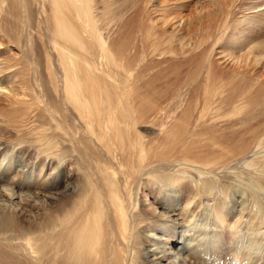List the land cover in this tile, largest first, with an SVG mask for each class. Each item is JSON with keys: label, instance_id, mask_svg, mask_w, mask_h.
Instances as JSON below:
<instances>
[{"label": "bare ground", "instance_id": "bare-ground-1", "mask_svg": "<svg viewBox=\"0 0 264 264\" xmlns=\"http://www.w3.org/2000/svg\"><path fill=\"white\" fill-rule=\"evenodd\" d=\"M47 1L53 22L51 45L62 72L58 88L64 100L71 104L78 124L86 129L83 134L79 129L69 131L70 143L83 146L81 150L76 148L73 156L78 162L80 190L71 198L69 210L62 219L42 222L40 229H29L19 226L18 219L10 215L16 216L13 201L34 204L32 189L56 188L61 181L58 177L60 170L71 161V157L59 153L57 144L40 139L38 152L47 159L40 163L39 170H43L37 172L32 165L17 170L13 164L16 159L12 162V158L6 167L0 166V195L7 198L0 200V247L4 248L6 257L14 259L15 263L21 255L26 263L40 264L39 255L50 251L57 264H136L140 256L150 264H215L220 255L230 260L227 253L240 254L243 251L244 254L251 246L259 245L264 240V231L260 227L264 213H261L262 203L257 201L259 197H255L253 190L263 192L259 182H264V118L260 119L264 114V101L263 107L260 105L253 114L224 119L228 112L238 110V102L222 106L220 96L236 86H260L264 83V0H203L214 8L196 16L199 26L203 20L207 21L203 31L199 26L197 30L204 32L201 35L207 40L220 33L212 46L219 49L218 55L227 56L236 68L230 72L229 80L221 82L220 90L213 91V86L201 87L205 98L201 105L196 104L192 122L181 119L179 130L161 145L163 150L152 148L151 143L145 144L131 136L137 119L133 113L127 114V106L131 88L135 85L121 78L131 76L134 70L129 71L128 64L111 54L99 20L93 13V0ZM180 7L175 6L174 9ZM189 23L180 22V30L182 27L187 30ZM171 31L176 32L173 27ZM149 37L148 33L143 37L144 45H160L156 39L148 44ZM137 90L135 86V92ZM173 95L176 107L179 96L176 92L170 96ZM214 96L220 98L214 102ZM160 97L162 94L158 100ZM137 102L141 110L137 118L141 116V122H145L153 116L150 121L154 122L156 113L162 110L160 103L152 104V101L144 99ZM217 102L216 107L214 104ZM224 108L227 113H222ZM44 110L49 111L50 108ZM167 121L157 122V132L161 136L167 135L169 130L171 134L172 125L167 127ZM225 124L230 131L221 133L216 139L200 136L206 133V126L221 129ZM242 124L245 129L239 130ZM63 128L56 125L57 131ZM183 131L193 133L189 143L197 136V142H209L215 148L212 157L205 160L192 152V157L188 158L190 153L183 149L185 145L177 147L185 140V135L182 140L177 136ZM82 137L98 140L106 151L107 160L96 159L89 154ZM249 139L253 145L249 144ZM209 148L206 144V157L211 155ZM4 155L3 160L7 156ZM9 171L14 172L4 176ZM244 174L249 175L254 184L251 190L243 186V182H247ZM148 186L160 187L162 197L174 196L173 199L167 198L164 205L168 207L164 211L168 215L165 220L168 228L161 231L164 224L158 225L159 236L156 237L151 229L147 230L148 225L141 230L135 203L139 188ZM236 195L240 197L238 202L234 199ZM227 202H233L234 207L235 203L238 204L235 215H230ZM202 216L211 218L206 230L204 224L199 223ZM254 223L259 226H253ZM248 224L252 226L247 227ZM251 235L254 241L246 240ZM142 239L144 241L139 246L138 241ZM14 241L18 243L14 244ZM219 241L221 244L216 247ZM171 244L175 245L174 249ZM238 256L243 258L244 255ZM251 258L253 262L254 257ZM226 262L223 263L229 264Z\"/></svg>", "mask_w": 264, "mask_h": 264}, {"label": "rangeland", "instance_id": "rangeland-1", "mask_svg": "<svg viewBox=\"0 0 264 264\" xmlns=\"http://www.w3.org/2000/svg\"><path fill=\"white\" fill-rule=\"evenodd\" d=\"M4 1V3L0 2V166L6 167L12 158V162L16 159L13 164H16L15 169L17 170H22L27 165L34 166L37 172L43 170L44 168L39 170L40 163L47 159L38 152L40 150L38 140L40 139H47L51 144H57L56 150L59 153L71 157V161L66 162L60 170L58 177L61 178V181L56 188L32 189L34 190L32 191L34 204L32 202L23 204L16 200L13 201L16 216L10 215L13 219H18V225L29 229H40L42 222L62 219V216L69 210L71 198L76 194L75 192L80 190L81 177L77 173L78 162L73 156L74 150L76 148L81 150L83 146L77 147L76 142L70 143L69 131L79 129L82 130L83 134L86 129L78 124L79 120L76 119L71 104L64 100L63 93L59 89L60 85L57 83L62 72L57 64L56 52L51 45L53 22L49 17L50 5L48 1ZM207 4L208 1L203 0H93V13L99 20L102 35L112 50L110 51L111 54L125 65L128 64L126 67L129 71L134 70L131 72V76L121 78L122 81L138 87L137 92H135V86L131 88L132 93L128 100L129 106H127V114L131 112L137 119L131 136L145 144L151 143L150 147L152 148L163 150L161 145L167 142L166 138L173 137L174 134L172 133L179 130L181 119H188L189 123L192 122L196 104L200 103L201 105L205 98L204 87L213 86V91L220 90L221 82L229 80L230 72L235 67L227 59V56L218 55L219 49L212 46L220 33L216 34L212 41L201 35L204 32L197 30L199 21L196 16L201 12L211 10L213 7ZM175 6L181 7L174 9ZM179 18L183 20L181 21ZM183 21L190 23L186 25L187 30L182 27V32L179 23ZM202 22L199 28L203 31L207 21L203 20ZM172 27L176 32L171 31ZM147 33L150 36L148 44H152V40L156 39L160 45L152 47L151 45L146 46V43L144 45L142 39ZM92 49L96 51L94 47ZM226 50L228 51L229 48ZM201 87H203L202 92ZM14 92L18 95L15 96ZM172 92H176L179 96L176 98V107L173 104L175 95L170 96ZM151 93L152 96H150ZM227 93L220 96L221 102H223L222 106L228 104L230 106L232 102H238L236 106L238 110L228 112L224 108L222 113L228 112L224 119L242 118L245 117V114H253L260 105L263 107L264 99L261 98L264 97V83L260 86H236L234 89H229ZM160 94L162 97L158 100ZM134 95H136L137 100H150L153 102L152 104L160 103L162 110L156 113L157 119L154 122L150 121L153 116L145 122H141V116L137 118L141 110L138 108L139 102L135 101ZM220 97L214 96V102ZM218 103L214 105L217 107ZM46 108H50V110H44ZM167 116L171 117V120ZM263 116L264 114L260 115L261 120L264 118ZM167 118L170 121H167ZM158 119L167 121V127L172 125L171 134L170 130L167 131V135L164 133L162 136L157 132ZM56 125L64 127L63 130L57 131ZM206 129V133L200 136H210L211 139H216L221 133L230 131L227 124L221 129L209 126H206ZM240 129H245L244 124L241 125ZM184 131L182 135L181 132L177 135L179 140H182L185 135V140L177 147L184 144L183 149L189 150L187 153H190L189 155L186 154L188 158L192 157L193 152L202 159H210L215 148L209 142H197L199 136L196 137L195 141L189 143L190 138L194 135L193 133H184ZM82 141L85 143V150L89 154L95 156L96 159L105 158L107 160L106 151L98 140L94 137H82ZM61 142H63L62 145H59ZM206 144L211 150L209 157H206ZM249 144L253 145V141L251 140ZM3 155L6 156L4 160ZM12 172L14 171H9L4 176L8 177ZM46 173L48 172L46 171ZM243 177L247 181L243 182V186L251 190L254 184L250 180V176L244 174ZM24 181L26 180L24 179ZM259 184L263 186V190L260 188L263 192L253 190V193L255 197H259L257 201L262 203H260L261 208H259L263 214L264 182H259ZM231 188H233L232 185ZM159 190L160 187L148 186L143 189L139 188V192L135 194L141 230L148 225L147 230L151 229V233L155 237L159 236L157 231L160 226L158 225L164 224L161 226V231L168 228L165 221L168 215L164 213L168 207H164V205L167 198L173 199L174 197L170 195L162 197ZM238 195L234 197L237 202L240 200ZM1 199L7 198L0 195ZM175 199L181 203V200ZM227 204H229L227 206L230 215H235L239 209L238 204L235 203V207L233 202H227ZM246 214L248 215V213ZM210 219H207L206 216L200 217L201 222L199 221V223L204 224L205 230ZM249 226L252 225L248 224L247 227ZM253 226L259 225L254 223ZM260 227L264 231V220ZM246 240L254 241L253 235L250 238L246 237ZM143 241L144 239L138 241L139 246ZM16 242L18 243V241H14V244ZM19 242L25 243L24 241ZM218 243L215 245L216 247L221 244L220 241ZM263 243L264 240H261L259 245L251 246L245 250L244 254L243 251L240 254H236V252L227 253V256L230 255V260H227L228 257L226 259V256L222 254L225 258L220 255L218 258L221 257L222 259H217L215 264H225L223 263L225 260L229 264H246V262L247 264H264ZM259 246L260 248H258ZM171 247L174 249L175 245L171 244ZM3 250L4 248L1 246L0 264H34V262L26 263L21 255V259L18 257L19 262L14 263V259L7 258ZM17 251L21 252L19 249ZM260 252V255L256 254ZM238 255H244L245 258ZM39 256L40 259L37 258V260L39 259L40 264L56 263L50 251H45ZM248 256L254 257L253 262L251 261L252 258H248ZM135 263L150 264L141 256Z\"/></svg>", "mask_w": 264, "mask_h": 264}]
</instances>
